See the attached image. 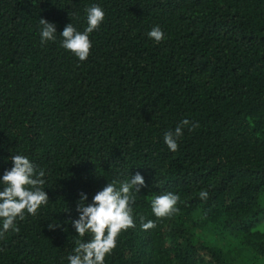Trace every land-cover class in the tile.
<instances>
[{"label": "trees", "instance_id": "16d2710c", "mask_svg": "<svg viewBox=\"0 0 264 264\" xmlns=\"http://www.w3.org/2000/svg\"><path fill=\"white\" fill-rule=\"evenodd\" d=\"M92 5L105 19L81 62L60 36ZM184 119L199 127L171 152L164 133ZM17 154L45 171L50 201L0 240V264H69L80 193L90 204L137 173L135 228L105 264H264V0H0V178ZM168 192L178 211L157 218Z\"/></svg>", "mask_w": 264, "mask_h": 264}, {"label": "clouds", "instance_id": "9594fccd", "mask_svg": "<svg viewBox=\"0 0 264 264\" xmlns=\"http://www.w3.org/2000/svg\"><path fill=\"white\" fill-rule=\"evenodd\" d=\"M87 27L78 31L72 23L67 24L60 37L61 47L73 54L79 61H86L92 48L90 34L99 31L105 19V12L97 5L85 9ZM41 44L49 41L55 42L57 38L56 25L46 19H40ZM148 38L159 44L165 39L164 32L159 26H154L148 33ZM191 126L189 127V125ZM193 131L199 127L198 123L182 120L173 130L164 133V143L171 152H177L178 140L182 138L184 128ZM13 167L5 171L0 184V240L7 233H18V223L24 221L26 216H37L42 207L49 203V196L45 191V171L39 169L27 156L22 154L11 155ZM119 184V186H117ZM144 178L137 173L130 179L123 181L113 180L92 198L90 204L86 203L88 197L80 193L76 211L78 219L73 220L72 227L79 239L75 241L73 254L68 255L69 264H105L106 256L111 255L117 247L118 237L122 232L135 228L134 209L137 194L145 187ZM202 199L208 198L206 190L199 193ZM180 197L171 192L157 195L151 200L152 213L157 218L170 217L178 211L177 203ZM50 230L60 228L61 225L53 220L48 225ZM143 230L156 227L152 220L146 223L141 220ZM64 231H67L65 228ZM91 236L90 240H85ZM2 250V249H0Z\"/></svg>", "mask_w": 264, "mask_h": 264}]
</instances>
